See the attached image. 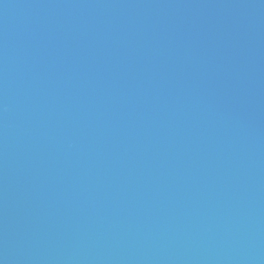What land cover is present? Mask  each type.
<instances>
[{
    "label": "water",
    "instance_id": "obj_1",
    "mask_svg": "<svg viewBox=\"0 0 264 264\" xmlns=\"http://www.w3.org/2000/svg\"><path fill=\"white\" fill-rule=\"evenodd\" d=\"M0 264H264V0H0Z\"/></svg>",
    "mask_w": 264,
    "mask_h": 264
}]
</instances>
